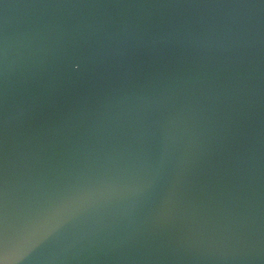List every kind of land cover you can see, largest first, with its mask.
I'll return each instance as SVG.
<instances>
[{"label":"water","instance_id":"water-1","mask_svg":"<svg viewBox=\"0 0 264 264\" xmlns=\"http://www.w3.org/2000/svg\"><path fill=\"white\" fill-rule=\"evenodd\" d=\"M0 264H264V0H0Z\"/></svg>","mask_w":264,"mask_h":264}]
</instances>
